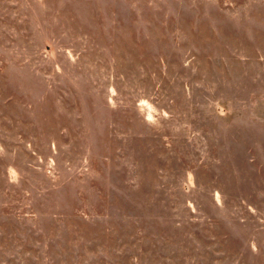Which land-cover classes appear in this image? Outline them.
<instances>
[{
  "label": "rangeland",
  "instance_id": "obj_1",
  "mask_svg": "<svg viewBox=\"0 0 264 264\" xmlns=\"http://www.w3.org/2000/svg\"><path fill=\"white\" fill-rule=\"evenodd\" d=\"M0 264H264V0H0Z\"/></svg>",
  "mask_w": 264,
  "mask_h": 264
}]
</instances>
